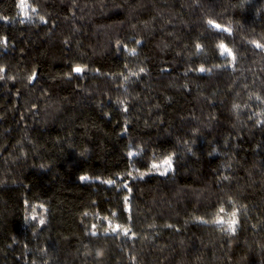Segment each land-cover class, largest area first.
<instances>
[{
    "label": "trees",
    "instance_id": "obj_1",
    "mask_svg": "<svg viewBox=\"0 0 264 264\" xmlns=\"http://www.w3.org/2000/svg\"><path fill=\"white\" fill-rule=\"evenodd\" d=\"M0 264H264V0H0Z\"/></svg>",
    "mask_w": 264,
    "mask_h": 264
}]
</instances>
